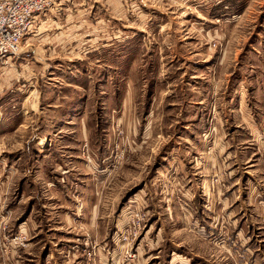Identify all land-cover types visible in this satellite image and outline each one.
<instances>
[{
    "label": "rangeland",
    "instance_id": "374dc122",
    "mask_svg": "<svg viewBox=\"0 0 264 264\" xmlns=\"http://www.w3.org/2000/svg\"><path fill=\"white\" fill-rule=\"evenodd\" d=\"M19 51L0 264H264V0H64Z\"/></svg>",
    "mask_w": 264,
    "mask_h": 264
},
{
    "label": "built area",
    "instance_id": "2783aa9c",
    "mask_svg": "<svg viewBox=\"0 0 264 264\" xmlns=\"http://www.w3.org/2000/svg\"><path fill=\"white\" fill-rule=\"evenodd\" d=\"M64 0H0V61L19 55L20 46L41 17Z\"/></svg>",
    "mask_w": 264,
    "mask_h": 264
},
{
    "label": "crops",
    "instance_id": "0c3cea01",
    "mask_svg": "<svg viewBox=\"0 0 264 264\" xmlns=\"http://www.w3.org/2000/svg\"><path fill=\"white\" fill-rule=\"evenodd\" d=\"M211 204H213V205H214V203H212V202H211ZM210 208H211V205H209V206L206 208V209H207V211H208V213H209V214L207 213L208 215H210V214L212 213V211H211V209H210ZM198 212H199V211H198ZM200 213H201V211L199 212V216H200Z\"/></svg>",
    "mask_w": 264,
    "mask_h": 264
}]
</instances>
